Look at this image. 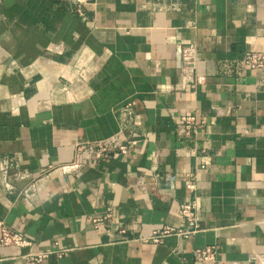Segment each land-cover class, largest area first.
Listing matches in <instances>:
<instances>
[{
	"label": "crops",
	"instance_id": "0c3cea01",
	"mask_svg": "<svg viewBox=\"0 0 264 264\" xmlns=\"http://www.w3.org/2000/svg\"><path fill=\"white\" fill-rule=\"evenodd\" d=\"M252 49L264 53V0H1L0 223L35 249L69 248L39 264H264V68L242 61ZM131 99L134 145L95 158L83 145L118 134ZM183 115L197 120L189 134ZM192 196L196 234L136 240L178 227ZM206 245L214 260L197 261ZM27 250L0 245V264H31Z\"/></svg>",
	"mask_w": 264,
	"mask_h": 264
},
{
	"label": "built area",
	"instance_id": "2783aa9c",
	"mask_svg": "<svg viewBox=\"0 0 264 264\" xmlns=\"http://www.w3.org/2000/svg\"><path fill=\"white\" fill-rule=\"evenodd\" d=\"M91 1L93 0H70V2L77 6L78 10H81L85 4H88ZM242 61L250 67L264 68V53L258 50H249L245 53ZM135 106L136 100L131 99L117 109L120 116V130L118 134L108 140L96 142L94 144H85L83 146H89L97 159L114 156L119 153H127L131 146L134 145L135 140L132 138L127 139L123 136L124 131L129 127L135 117ZM181 121L185 125L187 134H189L191 129L197 124L195 116L192 115L181 116ZM186 186L190 192L194 194L196 185L193 177L187 181ZM114 212V208L108 206L101 216L94 217L91 221L94 226L98 227L100 224H104L112 218ZM178 213L180 216V225L178 227L164 226L162 228L152 229L148 234L139 236L136 240L142 242L163 243L164 239L170 235H175L179 240L189 239L200 230L197 215V200L192 196L180 202ZM0 230V245L28 248L21 257L31 264H39L51 254L62 257L69 250V248L66 247H55L45 250L35 249V242L27 236L26 233L14 230L3 222L0 223ZM119 233H125V228H120ZM54 244L58 245V241H55ZM193 255L197 261H212L216 255V247L215 245H206L195 248L193 250Z\"/></svg>",
	"mask_w": 264,
	"mask_h": 264
}]
</instances>
